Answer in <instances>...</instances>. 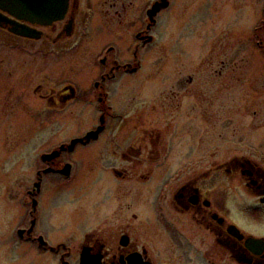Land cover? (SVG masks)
<instances>
[{
	"label": "flooded vegetation",
	"instance_id": "flooded-vegetation-1",
	"mask_svg": "<svg viewBox=\"0 0 264 264\" xmlns=\"http://www.w3.org/2000/svg\"><path fill=\"white\" fill-rule=\"evenodd\" d=\"M196 1L0 0V264H264V136L207 129L233 122L205 105L243 71L167 65L165 49L135 78ZM88 107L96 125L59 145L18 128ZM57 187L63 210L46 202Z\"/></svg>",
	"mask_w": 264,
	"mask_h": 264
},
{
	"label": "rangeland",
	"instance_id": "rangeland-1",
	"mask_svg": "<svg viewBox=\"0 0 264 264\" xmlns=\"http://www.w3.org/2000/svg\"><path fill=\"white\" fill-rule=\"evenodd\" d=\"M192 4L189 2L185 5L181 17L170 20L167 26V37L162 38L151 48V54L155 51L153 53L155 57H152L148 67L145 63L144 72L135 78L143 84L145 75L150 71L149 67L159 65V58L156 56L160 57V52L165 49L167 65L202 66L207 65L209 60H215L216 64L226 62L228 66L239 67L243 73L237 76L242 77V82L232 83L231 92H228L225 99L215 106L211 103L205 105V109L212 116L221 103H224L229 107L226 109L233 116V122L230 125L218 122L216 127L207 129L212 131L229 128L248 130L252 134L247 135L251 136L250 138L253 137L254 141L257 134L264 136V0H199ZM194 34H197L196 37H193ZM64 62V60L58 61L56 66H62ZM161 65H164L163 62ZM159 75L157 71L152 74V80L156 81L155 83L161 81ZM92 111L88 107L87 118L85 117V120L78 118L79 122L64 114L56 115L54 121L41 119L37 122L31 121L27 126V122H23V125L19 124L18 128L51 129L55 135L56 144L59 145L96 125L95 118L91 117ZM254 113H258L257 118L253 115ZM257 119L263 122L261 129L254 126ZM32 122L33 125H31ZM108 142L104 139L96 142L89 151H97L102 146L106 148L109 145ZM206 142H209L208 138L206 140L201 138L200 146L209 145ZM217 142L210 141L213 144ZM11 164L8 167L12 168ZM77 183L74 187L78 188L80 193H85V186L90 182L78 180ZM77 200L74 203L78 206L82 202L80 197H77ZM46 202L50 206L51 203H55L56 210L65 209L66 199L63 188L57 187L55 194L52 193ZM51 209H53L52 206Z\"/></svg>",
	"mask_w": 264,
	"mask_h": 264
},
{
	"label": "water",
	"instance_id": "water-1",
	"mask_svg": "<svg viewBox=\"0 0 264 264\" xmlns=\"http://www.w3.org/2000/svg\"><path fill=\"white\" fill-rule=\"evenodd\" d=\"M2 24L1 16H0V25ZM104 124V122H103ZM104 128L100 127L96 132L90 133L85 139L83 140H78L73 143V146L76 145L78 142H84L85 144L89 143L93 139H97L99 135L103 132Z\"/></svg>",
	"mask_w": 264,
	"mask_h": 264
}]
</instances>
